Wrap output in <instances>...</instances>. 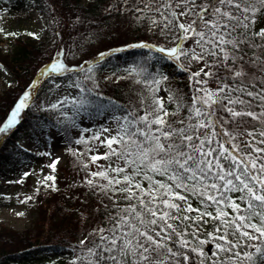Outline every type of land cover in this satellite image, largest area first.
Here are the masks:
<instances>
[{
  "label": "snow or ice",
  "instance_id": "6c2138e0",
  "mask_svg": "<svg viewBox=\"0 0 264 264\" xmlns=\"http://www.w3.org/2000/svg\"><path fill=\"white\" fill-rule=\"evenodd\" d=\"M125 4L137 21H147L149 31L170 43L129 47L158 52L157 62L170 61L184 71L185 61L200 67L189 72L187 99L161 88L169 79L163 72L138 66L126 69L127 77H118L135 78L146 92L135 107L112 101L96 105L97 115L113 113L115 129L102 126L75 143L95 141L105 149L87 156L98 170L83 182L113 211L108 225L79 241L81 255L72 264H264V0ZM63 54L58 52L39 75L67 77L68 88L91 94L70 74L91 73L93 68L69 67L58 58ZM108 55L100 53L96 63ZM162 91L167 104L175 105L173 111ZM35 99L26 89L0 121V134L18 126ZM91 103L84 96H64L49 108L75 127V119L61 109L71 105L79 114ZM101 160L107 165L97 163ZM56 162L50 167L55 169ZM209 244L214 250L206 252Z\"/></svg>",
  "mask_w": 264,
  "mask_h": 264
},
{
  "label": "trees",
  "instance_id": "16d2710c",
  "mask_svg": "<svg viewBox=\"0 0 264 264\" xmlns=\"http://www.w3.org/2000/svg\"><path fill=\"white\" fill-rule=\"evenodd\" d=\"M128 3H131V0H128ZM0 4L4 6L7 13L36 9L44 23L43 32L36 36L38 38H16L15 45L8 55V61L0 60L5 67L2 66L16 80L15 91L11 92L7 99L6 96L0 97V121L6 119L26 81L34 76L36 68L31 69V67L37 52L44 47L43 40H47V43L58 49H63L65 53L69 48H80L86 44L104 45L117 38L115 34L119 26L137 21L128 11L125 0H0ZM137 43L141 42L133 40L117 44L110 43L88 54V59L99 53H109L97 65L99 69L108 67L113 70L118 68L126 70L144 66L150 73L163 72L169 77L164 82L167 88L187 99L190 96L188 75L192 70L185 65L187 71L181 70L170 61L157 62V57L160 56L158 52L129 47ZM117 49L123 50L116 51ZM82 84L84 85L83 82ZM209 86L214 87L211 84ZM141 94L146 95V92L136 84L135 78L131 77L113 83L109 91L92 89L91 94L79 92L72 99L84 96L94 102L86 106L87 112L81 110L79 113L89 119L87 137L90 138L109 120L113 122L114 129L116 127L111 119L113 113L104 111L97 115L96 105H108L109 101H112L125 108L135 107L139 103ZM165 102L167 104V99ZM66 107L69 117L75 119L79 115L72 110L71 105ZM167 107L169 111L175 109L174 104H167ZM57 112L48 107L47 111L38 114L41 118L35 120L32 118L29 120L26 111L24 112L22 122L0 140V178L10 180L22 172L24 165L35 164L41 158L45 147V130L47 126L56 124L53 115ZM115 114L121 115L122 112L117 111ZM69 121L58 124L67 142L68 171L75 172L74 176L66 182L68 189L63 186L59 172H55L54 186L44 189L39 195V200L34 201L35 219L31 227L16 229L4 224L0 225V264H72L73 260L81 255L79 235L83 234L84 238L109 223L108 214L113 209L105 208L101 201L103 200L105 204L107 201L103 197L92 194L93 190L83 182L86 178L84 175L88 172L83 171L93 165L87 158L91 154L86 152L91 142L89 145L80 144L81 152L86 153L85 155H73L75 151L71 145L74 139L67 128ZM23 123L31 124V127L27 129L28 137L39 147V151H28L17 147L10 149L15 140L16 131L22 127ZM104 162L107 165V162L103 160L97 163ZM85 164H88L87 168L84 167ZM193 203L195 204L194 201ZM65 224L77 227L71 239L62 233ZM33 229L47 231L48 235L41 239L35 238L37 233L33 234Z\"/></svg>",
  "mask_w": 264,
  "mask_h": 264
},
{
  "label": "rangeland",
  "instance_id": "374dc122",
  "mask_svg": "<svg viewBox=\"0 0 264 264\" xmlns=\"http://www.w3.org/2000/svg\"><path fill=\"white\" fill-rule=\"evenodd\" d=\"M43 24V18L36 9H29L25 12L7 13L4 9V6L0 4V29H3V31L0 32L1 62L8 61V55L15 45L16 38L19 37L21 39H24L33 37L28 35V33H34L36 36L40 35L41 32H43ZM9 33H14L15 35H8ZM115 36L117 37L116 39L111 40L110 42H106V44L104 45L86 44L80 48H69L65 53L63 51V56L58 58L61 59L62 62L69 67H78L80 65H84V67L87 68L91 66L93 68V71L91 73L79 72L71 73L70 75L74 77V79L78 78L81 82H83L87 89L109 91L113 83L120 82L125 79L127 80L131 77L125 79L118 78L121 76L127 77V72L124 68H118L114 70L108 67L102 70L97 68L96 65L101 61L100 60L98 63H96L97 57L99 55L88 59V54L95 51V49L99 47L104 48L106 45H110V43L117 44L119 42H130L133 40L170 46L169 41L164 40L163 38L158 39L152 31H149L147 21H133L132 24H129L127 22L125 23V26H119L117 28ZM43 42V49H40L33 59L31 69L36 68L34 76L31 80H24V82L26 81V85L21 90V92H24L26 89L29 90L36 98L35 101L30 102V108L26 110L29 120H31V118L32 120L41 118V116H39L38 114L47 111L51 103L62 99L64 96H68L69 99H72L73 96H75L79 92V90L74 87H67V77H42L39 75L40 69L49 64L52 61L53 57H55L58 52L63 50L50 45V43H47V40H43ZM1 62L0 97L6 96L7 99L10 93L15 91L16 80L7 72V70L4 68V64ZM184 65L190 68L192 71H197L200 67V65H197L194 62L189 64L187 61L184 62ZM86 75L92 76V79H85ZM34 81H39V84L35 89H32L30 85H32ZM57 83L60 84L59 88L55 86ZM163 84L164 85H161V88L168 89L166 84ZM23 92L21 93V95L23 94ZM160 95L164 96L166 99V93L162 91ZM9 98H11V96ZM61 111L66 112L67 116H69L68 110L66 108H62ZM23 115L24 112L22 113V117ZM53 117L54 119H56V125H52L46 130V139L44 140L45 149L42 153L43 156L39 158V160L35 164L24 165L22 167V173L16 175L10 180H3L2 178H0V225L4 224L16 229H24L32 226L35 219V213L33 211V209H35L33 208L35 199L38 201L40 193L44 189L53 187L55 184V180L54 182L46 181L45 178L47 176H53L55 178V172H59L63 186L68 189L66 182L68 181V179L74 176L75 172L71 170L68 171V162H66V139L65 136H63V132L58 125L62 122L66 123L68 119L65 116H62L60 114V111L55 113ZM75 119L77 126L73 127L71 122L69 121L67 123V125L69 126L67 127L70 136L74 139L71 147L78 154H80L82 153L81 145L75 143V141L80 137L88 138V130L86 129L88 126L86 125L89 123V121L85 119L81 114ZM109 125L114 129L113 123L111 121H108L103 126L107 127ZM29 127H31L30 123H23L22 127L16 131V137L14 142L10 146V149L16 146L23 149L38 150V148L33 145L32 139L28 138L27 136V129ZM5 135L6 134H0V140ZM97 144L98 142L92 141L88 146L93 147L94 149L93 153L90 154H102L105 151L104 148L98 147ZM54 161H58L56 162L55 169L50 167V165ZM100 165L106 166L105 162ZM97 170L98 169L96 165H90L83 171L84 173L88 171L87 173H85L84 177L87 178V174L89 172ZM25 173H28V175H25ZM78 192L80 194L82 193V191ZM28 197H31V199H26ZM64 227L65 229L64 231H62V233H64L67 238H73L77 227L75 225L70 226L68 224H65ZM32 233H37L34 237L38 239L44 238L48 235L47 231H40V229H33ZM79 238L82 239L83 234H80ZM208 246L209 249L214 250L213 245L209 244Z\"/></svg>",
  "mask_w": 264,
  "mask_h": 264
}]
</instances>
